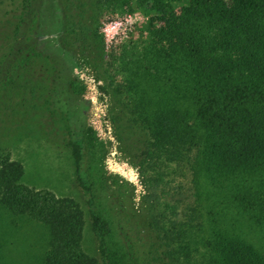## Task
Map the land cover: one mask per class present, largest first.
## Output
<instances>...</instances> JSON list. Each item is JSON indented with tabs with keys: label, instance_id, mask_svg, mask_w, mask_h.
Here are the masks:
<instances>
[{
	"label": "trees",
	"instance_id": "obj_1",
	"mask_svg": "<svg viewBox=\"0 0 264 264\" xmlns=\"http://www.w3.org/2000/svg\"><path fill=\"white\" fill-rule=\"evenodd\" d=\"M119 1L0 0V119L59 122L79 196L25 185L23 164L0 148L6 226L43 228L27 264H264V0H137L154 15L152 40L121 82L102 32ZM84 70L103 83L137 168L149 243L133 190L108 183L91 153ZM0 264H12L1 251Z\"/></svg>",
	"mask_w": 264,
	"mask_h": 264
},
{
	"label": "rangeland",
	"instance_id": "obj_2",
	"mask_svg": "<svg viewBox=\"0 0 264 264\" xmlns=\"http://www.w3.org/2000/svg\"><path fill=\"white\" fill-rule=\"evenodd\" d=\"M154 17L146 6L137 0L119 1L111 5L104 14L102 32L105 37L106 59L113 61L110 70L119 81L125 75V69L132 64L135 50L142 48L152 40ZM127 65V66H126ZM85 85L84 97L89 101V125L94 131L95 140L91 153L102 158L101 172L113 183V175L118 183L133 190L131 203L138 216L133 222L140 238L149 243L150 209L146 204V192L138 175L134 161L121 150L113 123L109 118V98L102 90L103 83L87 71H77ZM123 76V77H122ZM122 77V78H121ZM46 121H36L9 115L2 123L0 119V148L10 151L12 158L24 166L23 182L29 187L45 189L58 197H71L79 200L78 191L73 184L74 168L69 152L57 132L61 128L58 122L45 126ZM47 124V123H46ZM5 127V129H4ZM22 138H18L19 132ZM45 131L50 133L45 137ZM98 165V164H97ZM8 218L0 212V251L2 259L12 264H27L39 257L44 241V230L30 221L20 222L21 226L8 228ZM88 225V224H87ZM91 234L85 225L84 247L91 251Z\"/></svg>",
	"mask_w": 264,
	"mask_h": 264
}]
</instances>
